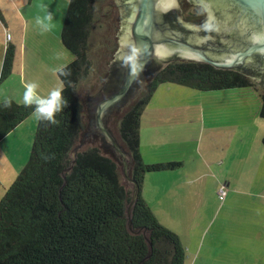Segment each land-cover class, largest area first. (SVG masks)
Returning <instances> with one entry per match:
<instances>
[{"label": "trees", "instance_id": "16d2710c", "mask_svg": "<svg viewBox=\"0 0 264 264\" xmlns=\"http://www.w3.org/2000/svg\"><path fill=\"white\" fill-rule=\"evenodd\" d=\"M96 1L69 2L61 42L73 60L58 72L67 104L55 114V124L38 120L29 160L0 200V264H185L186 251L179 236L158 222L141 195L147 174L181 166L143 161L140 128L146 107L164 84L199 92L250 88L260 96L259 115L264 119V63L260 59L232 70L197 62L169 64L119 123L120 140L132 159L130 178L140 189L129 223L127 209L133 191L122 183L113 158L96 146L71 157L84 129L85 106L77 89L92 67L88 49ZM15 57V48L9 47L0 83L12 76ZM34 111L35 105L0 103V142Z\"/></svg>", "mask_w": 264, "mask_h": 264}, {"label": "rangeland", "instance_id": "374dc122", "mask_svg": "<svg viewBox=\"0 0 264 264\" xmlns=\"http://www.w3.org/2000/svg\"><path fill=\"white\" fill-rule=\"evenodd\" d=\"M34 1H36L37 10L42 9L43 18L51 14L53 19L49 29L46 31L42 29L43 32L38 33L36 41L31 42L35 54L33 59L30 57L31 60L28 59L25 62L27 66L25 79L26 83L35 82L37 84L38 95L47 96L50 90L61 89L58 72L73 60L72 54L63 47L60 37L70 0ZM177 3L183 22L188 23L194 19L192 15H199L198 9L188 0H177ZM96 8V22L92 29L88 49V58L92 67L77 89V95L85 106L84 129L78 143L73 148L71 157H75L77 153L90 147L100 148L105 155L113 158L117 163L122 183L128 190L133 191V185L128 181L129 173L126 167L129 159L124 154L127 151L120 140L119 123L128 109L146 95V86L151 82V79L141 85L136 96L129 100L118 114L113 113L109 102H105L107 98L103 89L109 76L110 64L117 52L120 14L115 0H97ZM23 74H19L18 77L17 73H14V78L10 77V80L0 84V95L3 98L11 94L16 96L17 91H21L22 95L23 88L19 85V81L22 82ZM17 86L19 90H16ZM18 104H23L22 97L18 99ZM97 106L103 107L98 123L113 136L121 147L118 148L120 150L114 147L106 132L101 130L99 132L93 124L94 115H99ZM260 109V96L250 88L223 92H199L179 85H160L150 104L146 107L141 121V152L146 162L149 163L157 162V158L162 161L174 160L180 152L187 167L195 168L196 166V169L202 171L208 167L210 171L219 173L216 175L219 178L220 174H224L222 172L224 168L221 165H215V163L221 157L224 147L228 145V160L231 157L229 173L231 170L234 171L235 180L231 191L227 189V194L229 191L232 196L233 191L236 192L239 188L247 190L248 184L252 181V183H256H251L252 191H263L264 119L259 115ZM27 120L28 125H34L35 129L33 137L29 141L30 147L19 132L17 138L0 148V200L29 160L38 120L34 115ZM104 120H106L105 125L103 124ZM16 142L22 145L21 154L15 148ZM170 151H172L171 154ZM193 152L195 153L193 154ZM195 154H198L199 160L195 157L193 163ZM237 156L238 160H236ZM172 172L147 174L143 187L146 189L148 202L158 222L168 230L179 234L184 244L192 245L195 242L194 234L198 235L199 231L218 232L221 222L216 220L212 228L206 226L207 228L205 227L203 230L200 228V221L194 215L192 206H187L186 203L182 205L179 199L173 200L171 203L172 188L169 183L172 179L170 176L173 174ZM177 173L178 171L173 174V177ZM185 173L186 170L180 174L182 182ZM204 181H206L207 189L204 187L202 191L205 192L206 189V191L212 192L215 180L206 178ZM183 191H186V188L182 184L180 194ZM227 194L224 200L218 199L217 204L212 205L213 208L222 210L218 217L220 220L226 213V207L223 206ZM248 196L252 198L250 194ZM250 198L245 197L244 199V204L247 202L250 203V206L247 210H243L245 215L243 214L244 217L240 219V225L243 223L240 230L231 231L228 234L229 237L226 238L218 236V240L215 238L209 244L211 246L214 245L215 240L218 241L214 249L211 246L210 255L206 257L207 264H242L243 257V261L250 262L249 264H264V201L258 204L262 206L258 210L262 213L259 219L256 215L258 214L257 206L251 205ZM212 200L215 201V199ZM233 205L235 206L231 203L227 206L228 212L236 209L234 212L240 213L241 210ZM160 206L162 207L160 208ZM210 235L214 237V234ZM210 239L209 236L208 240ZM224 240L228 243L226 247L223 246L226 243ZM220 241H223V245L219 243ZM232 244L239 250L234 256L229 254V250H225Z\"/></svg>", "mask_w": 264, "mask_h": 264}, {"label": "crops", "instance_id": "0c3cea01", "mask_svg": "<svg viewBox=\"0 0 264 264\" xmlns=\"http://www.w3.org/2000/svg\"><path fill=\"white\" fill-rule=\"evenodd\" d=\"M36 10H37V4H36V1H34V0H0V76H1V71H2L6 52L9 49V47H13V48H15L16 62H15L13 74L11 77L14 78V73L15 74L17 73L18 77H19V74L24 73L22 82L19 81V85L21 86V88H23V85L26 83L25 72H26L27 66H26L25 62L28 59L29 60L33 59V55L35 54L34 46L31 44V42L32 41L35 42L36 38H38V33L43 32L41 27L37 26L36 22H35L38 17L43 19V16L41 15L42 9L37 10V12H36ZM9 36H11V39H8ZM30 57H31V59H30ZM11 80H13V79H11ZM0 84H2V83H0ZM16 90H19L18 86L16 87ZM40 96L46 97V96H44V94H40ZM20 97H22L21 91H17L16 96L11 94V95H8L7 97L3 98L0 95V103H3L5 101H13V102H16L18 104V99H20ZM20 105H24V104H20ZM34 131H35L34 125L31 124L29 126L28 120H25L11 134H9L4 140H2L0 142V148H1V146L3 147L7 143L9 144L11 142V140L17 138V135L19 132L22 134L23 139L28 142V143L27 142L26 143L30 147L31 144L29 143V141L32 139ZM140 136H141V130H140ZM219 147H220V145H219ZM15 148L17 149V152L19 154L22 153V145H19L18 142L15 143ZM224 148L225 149L222 150L221 157L215 163V165L218 164L219 166L221 165V167L224 168L222 171L224 174H222V175L220 174L219 178H217V176H216V175H219V173L217 174V173H214V171L213 172L210 171L208 169V167H206L205 170H203V171L198 169V168L196 169V166H195V168L193 167L194 169L191 167L190 168L187 167L185 164L186 161L184 160V158L182 157V154H180V152H178V154L176 155V158L174 160L162 161V160H159L157 158V162L154 161V163L146 162L145 157L143 156V154L141 152L143 161L148 165L170 163V162H176V163L181 164V166L178 168V170H175L172 172L174 174L176 171H178V173L174 177H173V174L170 175V176H172L171 177L172 179L170 180V183H169V186H171V188H172V190L170 192L172 194L171 203L173 202V200L179 199V202H181L182 205L184 203H186L187 206L188 205L192 206V209L194 211V215L197 217V218L196 217L195 218L198 219V221H200L199 224H200L201 229H203V228L205 229L206 226L212 228L214 226L216 220H219V222H221L219 225L220 227H219L218 232L217 231H214V232L213 231L212 232H210V231H208V232L207 231H199V233H198L199 236L194 234L193 236L195 237V240H194L195 242L192 245H190L188 243L184 244L182 239H181V236L179 234H177L181 240L182 245L185 248V251H186L185 264H203V263L207 264L206 257L208 255H210L211 246H213V249L216 247V245L218 243V241H217L218 236L219 237L222 236V238L223 237L226 238V237H229L228 234L231 233V231L240 230V227L243 224L242 223L240 225V223H241L240 219L242 217H244L243 214L245 215L243 210H247L250 206L249 205L250 203L246 202V204H244L245 197L250 198L248 196L249 194L252 197V198H250L251 199V205L257 206L256 211L258 212V210H260V208L262 207L261 205H258V204H260V203H262V201H264V189H263V191L260 190L259 192L252 191L250 185L256 184V183H252L253 182L252 181L251 182L252 184L251 183L248 184L247 190L239 188L236 192L233 191L234 194L232 196H230V193L228 191L227 198L225 199V203L223 206V207H226V210H225L226 213L224 216H222L221 220L218 218L220 216V212L222 210H220L218 208L216 209V207L213 208V206H212L213 204H217V202H218L217 190L221 187H226L229 190L232 189L233 185H234L233 181L235 180L234 171L231 170V173H229L231 157H229V160H228V158H227L228 145H226ZM140 150H141V147H140ZM171 153H172V151H170V154ZM194 153L195 152H193V154ZM242 155L243 154L241 152V157H242ZM195 157L197 159L198 154L196 156H194L193 163L195 162ZM197 160H199V158ZM236 160H238V156L236 157ZM184 170H186V173H185V178L182 182L180 180V177H181L180 174ZM198 170H200V172H198ZM206 178H212L213 180H215V182H214L215 185L212 188V192L206 191V189H207L206 185L207 184H206V181H204V180H206ZM182 184H183L184 188H186V191H183V193L180 194V188H181ZM204 187L206 188L205 192L202 191V189H204ZM238 187H240V186L238 185ZM242 187H243V185H242ZM141 195L152 210V207L150 206V204L148 202V198L146 196V189L144 187H142ZM212 199H215V201ZM247 201H249V200H247ZM231 203L235 204V206L241 210L240 213L234 212V211H236V209H234L231 212H228L229 210H227L228 209L227 206L231 205ZM163 206H165V205H163ZM161 207L162 206H160V208ZM204 209H206V210L204 211ZM204 212H206V213L204 214ZM153 213H154V211H153ZM261 214L262 213H260V212H258V214H256L259 219L261 217ZM154 215H155V213H154ZM155 217H156V215H155ZM226 231H229V232H226ZM210 234H214V237L211 236ZM209 236L211 237L210 240H208ZM215 238L217 240H215L214 245L210 246L209 244L212 243V241ZM224 241L226 242L224 245H223V241H220L219 243L221 245H223L224 247H226L228 243L226 240H224ZM225 250H229V254H231L233 256L235 253L239 252V250H237L233 244L231 247H229V248L227 247V249H225ZM203 257H204V259H202ZM243 259H244V257L242 258V264H249L250 263V262H247L245 260L243 261Z\"/></svg>", "mask_w": 264, "mask_h": 264}, {"label": "water", "instance_id": "95a60500", "mask_svg": "<svg viewBox=\"0 0 264 264\" xmlns=\"http://www.w3.org/2000/svg\"><path fill=\"white\" fill-rule=\"evenodd\" d=\"M120 14V28L118 32V47L115 57L109 67V76L104 86V94L107 98L105 102H109L114 114L126 106L129 100L136 96L142 84L151 79V74L160 65L165 67L166 62L183 51L182 47L173 44L170 31L172 29L171 22L164 23L161 16L171 11L177 12V18L181 23V11L177 0H115ZM124 1L126 7H131V13L127 16L124 10ZM192 4V0H188ZM220 2H233L241 7L245 14L251 15L252 20L256 23L254 26L244 25L245 32L249 33L248 39L244 41L245 46L233 53L231 57L226 58L222 62L206 57L203 54H195L192 60L196 62L206 63L218 69H237L245 65H253L256 59L264 61V0H219ZM214 12H208V17L212 20L216 18ZM246 23V20H245ZM189 26L187 23L185 24ZM253 27V28H252ZM179 37H185L186 41L192 44H201L205 42L204 38L196 41L195 38H188L181 31L175 32ZM239 35H241L239 29ZM194 36L197 35L195 34ZM135 45L142 52L139 56V62L143 65L142 70L133 78L130 77L127 66H121L119 62H114L118 55H122L127 50V46ZM231 49V48H230ZM219 58V56H218ZM191 60V59H190ZM101 102V101H99ZM99 115H94L93 124L98 128L99 132H106L109 139L116 149L121 148L117 141L109 132L100 126L98 118L102 110V106H97ZM110 112V111H109ZM106 113V111H105ZM106 119V118H105ZM105 121L103 124L105 125ZM101 130V131H100ZM120 150V149H118ZM124 151V150H123ZM129 159L126 170L128 171V181L133 185L132 204L127 209V216L130 223V213L133 204L139 197L140 189L130 178V168L132 159L129 153L124 152Z\"/></svg>", "mask_w": 264, "mask_h": 264}, {"label": "flooded vegetation", "instance_id": "af4514ba", "mask_svg": "<svg viewBox=\"0 0 264 264\" xmlns=\"http://www.w3.org/2000/svg\"><path fill=\"white\" fill-rule=\"evenodd\" d=\"M125 5L126 2L124 1L123 11L127 16L131 13L132 8H125ZM192 5L198 9L199 15H192V18L194 19H191L187 23L189 25L188 27L185 25L186 23H181L178 20L176 11H171L161 16V21L164 23L171 22V40H173L174 45L182 47L183 51L179 52L178 55L174 56L172 59H169L166 62L165 67L161 65L157 67L151 74V81L159 72L175 61L196 62L195 60H192V56L195 54L201 53L217 62L224 61L245 46L244 41L248 39L249 33L245 32L244 25L251 24V26H254V24H256L252 20L251 15L245 14L243 9L233 2H220L219 0H192ZM211 11L214 12L213 15L216 17L212 20L208 17V12ZM205 22L208 24L206 29L202 27ZM239 29L241 35H239ZM179 31L185 35L188 34V38H195L196 41H199L200 38H204L205 42L198 45L196 43L192 44L187 42L186 36L181 38L175 33ZM195 34L197 35V38L194 36ZM262 62L264 63V61ZM108 116L109 114L107 117Z\"/></svg>", "mask_w": 264, "mask_h": 264}, {"label": "clouds", "instance_id": "9594fccd", "mask_svg": "<svg viewBox=\"0 0 264 264\" xmlns=\"http://www.w3.org/2000/svg\"><path fill=\"white\" fill-rule=\"evenodd\" d=\"M52 19V15L48 14L43 19L38 17L35 22L41 29L46 31L49 29ZM202 27L206 29L208 27L207 22ZM8 39H11V36ZM141 52L142 50L135 45H129L127 50L122 55H118L114 62H119L121 66H127L130 77L134 78L143 67L139 62ZM37 87L35 82H28L23 85L22 103L25 106L35 105L34 116L37 120H45L55 124L57 122L54 118L55 114L67 104V101L62 96V89L54 88L48 92L46 97H42L38 95Z\"/></svg>", "mask_w": 264, "mask_h": 264}, {"label": "built area", "instance_id": "2783aa9c", "mask_svg": "<svg viewBox=\"0 0 264 264\" xmlns=\"http://www.w3.org/2000/svg\"><path fill=\"white\" fill-rule=\"evenodd\" d=\"M227 194V189L225 187H221L218 191H217V197L220 200H224V198L226 197Z\"/></svg>", "mask_w": 264, "mask_h": 264}]
</instances>
